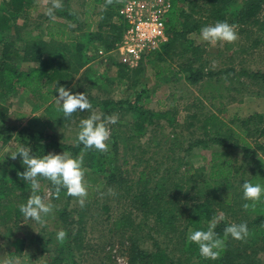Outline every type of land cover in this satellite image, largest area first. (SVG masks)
<instances>
[{"label": "rangeland", "instance_id": "rangeland-1", "mask_svg": "<svg viewBox=\"0 0 264 264\" xmlns=\"http://www.w3.org/2000/svg\"><path fill=\"white\" fill-rule=\"evenodd\" d=\"M127 1L120 0L119 16H122L121 10ZM250 1L236 0L237 11H245ZM40 3V10H43L47 2L44 0ZM212 15L213 8L203 6V2L201 6L197 4L193 11L194 30L185 35L181 43L175 44L174 49L163 61L143 57L138 66L141 70L139 73L128 70L133 68L118 62L115 56L105 52L99 54V51H96L93 64L86 70L87 74L81 78L70 79L66 89L74 91V94L85 93L93 109L103 114V117L118 116V122L109 124V128L114 138L119 141L115 160L121 168L122 179H118L116 187L112 188L107 185L105 177L87 168V162H83V167L87 169L85 180L89 197L83 207L79 205L77 198L71 197L68 205L70 213L67 217L69 221H73L70 227L73 234L81 227L82 242L79 241V246L74 247L70 240L61 243L57 240V234L56 238L53 237L54 241L50 243L49 248L55 249L56 254L59 249H64L65 243L73 246V249L64 250L61 264H140L131 262L132 248L147 254L164 250L177 264H197L194 257L189 258L188 241L189 234L196 230L188 229L187 223L194 203L206 200L210 191L206 189L207 192L198 193L189 189L182 185V178L176 177L177 173L174 174L163 193L171 202L166 205L162 203L164 206H160L161 203L157 205L160 211L166 209L175 213L173 225L168 229H164L159 222L168 219L169 214H163L158 222L155 218L156 208L149 211L135 209V199L132 197L141 187L138 183L141 171L151 177L147 185L150 187L160 175L149 173L158 169L159 174H162L170 165L173 169L176 166L181 167L178 159L184 154L181 152L182 148L190 141L203 139L198 126L201 127L200 122L210 114L216 116L218 126L222 129L221 133L228 136L230 145L234 146L225 148L210 143L206 148H202V145H198L190 152V165L199 167L205 164L209 169L212 154L222 152L225 153L222 155L223 159L230 160L235 166L243 165L245 170L241 169L240 173L245 171L246 178H249L255 162H249L250 159L245 156L241 146L243 141L250 150H255L253 153L264 159V151L257 148L264 147V132L259 134L264 129V80L255 76L264 74V0L254 18L230 24L235 26L239 37L231 44L218 42L212 46L200 38L202 27L216 23ZM35 21L37 9H32L26 27H35ZM21 23L22 21H19V24ZM34 66L35 64H26L22 68L30 69ZM156 66H168L171 73L160 79L157 77ZM54 84L51 83L47 87H53ZM58 95L57 93L56 97ZM52 101L50 104H43L39 97L25 90L0 97V161L12 159V154L21 147L18 132L25 128L29 132L43 133L45 148H38L44 152L43 155L62 154L64 151L72 154L73 151L69 147L78 145L76 139L82 118L66 121L64 127L57 125L54 119L62 112L58 111L54 97ZM104 102L108 104L103 105ZM129 103L154 113L169 111L172 113L173 122L168 124L164 119L155 120L153 126L146 130L144 137L130 139L128 135L132 134V128L126 125H131L133 113H124L122 110L126 109ZM82 113L86 116L91 114L89 111ZM119 113L124 114L121 116ZM255 115H260L261 120L256 117L250 120ZM171 119L169 118V121ZM257 120L255 125L251 123ZM254 127L256 129L249 134ZM7 128L11 129L10 136ZM119 132H123L121 137H118ZM53 135L56 136L55 139ZM109 141L106 143L111 148ZM84 153L83 148L75 157H85ZM86 153H94L97 156L102 152L93 149ZM31 154L37 156V150L32 149ZM170 156L177 159V162L169 163L165 158ZM158 162H162L163 166L159 167ZM20 165L24 167L22 162ZM38 179L41 184L39 194L50 195L49 181ZM19 181L29 188V183L21 178ZM236 181L238 182V178ZM211 183L209 181V184ZM191 185L197 186L199 183ZM219 186L226 192L224 182ZM235 187L241 191V186L235 184ZM110 189L114 194H110ZM216 194L214 204L219 207L218 214L223 213V219L230 224L246 223L250 233L245 240L233 239L232 252L236 255L233 257L234 263L264 264V221L253 223L259 217L264 218V207L258 203L254 209L245 210L242 205L248 201L243 199V192L242 198L233 195L228 203L224 202L221 195L218 196V191ZM54 205L50 219L56 215V209H62L63 200ZM79 219H82L80 226L77 224ZM46 221L47 234L44 239L48 238L49 232L52 231L51 225L47 224L51 221ZM35 229L36 227L32 228V236ZM44 239L27 246L23 256L12 257V260L9 257L12 264H50L55 253L42 248ZM9 259L6 247L0 241V264Z\"/></svg>", "mask_w": 264, "mask_h": 264}, {"label": "trees", "instance_id": "trees-1", "mask_svg": "<svg viewBox=\"0 0 264 264\" xmlns=\"http://www.w3.org/2000/svg\"><path fill=\"white\" fill-rule=\"evenodd\" d=\"M73 1L82 7L84 11L73 10L71 8ZM262 1L251 0L246 10L239 12L237 11L236 0H170L169 10L164 17L167 42L158 50L146 54L144 58H156L158 62L167 58L170 51L174 49L175 44L181 43L183 37L194 30L193 11L197 4L201 6V2H203V6L213 8L212 19L215 22L236 24L243 20L254 18L258 14ZM35 2L36 0H0V97L25 90L31 95L39 97L43 104H50L53 102L52 98L58 93L57 88L60 86L68 88L70 79H74L81 69L94 61L96 51L109 53L115 50L116 45L120 42L127 29V24L124 18L118 14L121 6L120 0H114V3L111 5H106V0H63L64 9L55 11V20L43 14L37 16L35 27L27 28L29 12L31 11V7H34ZM49 6L50 4L48 3L45 9ZM91 16L96 17L93 22ZM19 21H22L20 25ZM26 62L28 64H35V66L30 69L22 68ZM138 66L133 69L126 67V69L139 73L141 70L138 69ZM156 68L158 69L157 77L160 79L165 74L171 73L168 66H163V68L156 66ZM86 70L87 68L84 70L85 73ZM255 76L264 80V74H257ZM51 83L55 84L53 87L48 88L47 85ZM44 89L45 91H43ZM71 92L74 94V91ZM107 104V102H104L103 105ZM122 110L124 113H133L131 125H126L132 128V134L128 135L130 139L144 137L146 130L153 126L155 120L164 119L168 124L173 122L171 119L172 113L169 111L154 113L142 107H136L131 103H129L126 109ZM124 113L119 114L122 116ZM48 117L51 118L50 116ZM192 117L193 115L190 118L192 119ZM255 117L261 120L260 115L252 116L250 120ZM76 118L86 119L88 116L82 112H77L73 114L71 119H65L62 113L54 120L57 122V125L64 127L66 121ZM169 118L171 119L170 121ZM251 123L255 125V123H258V120ZM0 124L2 123L0 122ZM46 126L48 129H51L49 125ZM200 126H198V131H201L203 139L200 141H190L185 147H181V152L184 153L178 159L181 167L176 166L173 169L172 165H170V167L164 169V173L162 174H159L158 169L155 172L151 171L152 173L149 174L160 176L154 180L153 185L150 187L147 185L151 181V177L144 171L139 173L138 183L141 187L138 193L132 197L135 199V209L149 211V209L156 208L155 218L158 222L162 219L163 214H169L168 219L165 218V221L159 222L164 229L172 227L175 213L168 212L166 209L160 211V207L157 205L161 203L160 206H164L171 202V199L167 195L163 196V193L176 173V177L182 178L183 186L196 190L198 193L206 191V189L210 191L207 199L196 204L194 203L189 213L188 229L194 228L195 230L206 231L210 221L214 217L220 216L218 214L219 207H216L214 204L217 198L216 191L219 192L218 196L221 195L224 202L228 203L229 198L233 197V195L242 198V185L244 182L264 185V159H260V157L253 153L255 150H250V147L244 141L241 146L244 149L245 156L250 159L249 162L251 160L255 162L252 175L249 178H246L245 171L240 173L241 169L245 170L243 165L235 166L230 160L223 159L222 155H225V153L222 152L212 154V158L209 161V169L205 167V164L199 167L190 165V152L198 145H202V148H206L210 143L225 148L234 146L233 144L230 145L228 136L221 133L222 129L218 126L215 115L210 114L203 122H200ZM256 127L254 129L251 128L249 134L253 133ZM7 132L8 136H10L11 129L7 128ZM263 132L264 129L259 134ZM119 133L118 137H121L123 132ZM18 134H20L21 138V147H32L31 150H37V157H43L44 152L39 150H44L45 148L43 133L37 131L29 132L25 128L21 129ZM53 136L55 139L56 136ZM232 136L235 137L234 134ZM117 140L111 133L109 141L111 148H109L108 152L95 156L94 153L89 154L86 153L88 150H85L86 154H83L85 157H82L83 162H87L86 167L105 177L107 185H110L112 188L116 187L118 179H122L121 168L117 165V160H115L119 142ZM50 141L54 142L53 139H50ZM69 148L73 151L72 155L75 157L84 147L83 145H77ZM257 148L264 151V147L262 146H258ZM165 159L171 164L177 162V159L171 156ZM21 162L22 159L19 156L15 160L5 159V161H0V232L7 235L6 244L9 247L8 254L11 260L15 256L19 257L27 246L42 241L44 235L47 234L45 233V225L41 226L31 219H26L19 211V205L26 203L31 195V187L27 188L23 185L22 181H19L20 177L18 173L25 171V168L20 165ZM157 165L160 167L163 166V163L158 162ZM261 165L262 167H260ZM237 178L238 182L236 181ZM209 181L212 183L209 184ZM223 182L226 184V192L221 190L219 186ZM196 183H199V185H191ZM235 184L241 186L240 192L235 187ZM48 188L50 191H54L50 182L48 183ZM88 197L87 195L86 199ZM70 198L71 196L66 195V190L61 191L59 198L50 196L53 204L61 199L63 200L62 209H56V215L52 219L49 216L46 217L47 220L51 221V223L47 224L48 226L51 225L52 231L49 232L48 238L44 239L45 242L42 248L45 251L55 253L50 264H61L64 250L73 249V246H79V241L82 242L80 237L81 227L73 234V230L70 228L73 221L67 219L70 213L68 211ZM259 204L264 207V203ZM263 221L264 218L259 217L253 223L258 224ZM22 223H24L23 226L21 225ZM81 223L82 219H79L77 224L80 226ZM228 225L230 223L222 219L217 224L215 232L223 237V230ZM35 227V233L32 236V228ZM23 228L24 230H22ZM61 230L67 233L65 240L72 241L73 246L70 243H65L64 249H59L56 254V250L49 247L50 243L54 241L53 237L56 238V234ZM23 233L25 236L22 235ZM62 245L64 246V244ZM13 248L15 249L14 252L12 251ZM232 249L233 239L229 237L225 242L223 250L220 252L219 259L210 260L201 257L196 244L189 243V258L194 257L197 264H235L233 259L235 254L232 252ZM131 252L132 263L177 264L164 250H156L154 253L147 254L144 251L132 248Z\"/></svg>", "mask_w": 264, "mask_h": 264}, {"label": "clouds", "instance_id": "clouds-1", "mask_svg": "<svg viewBox=\"0 0 264 264\" xmlns=\"http://www.w3.org/2000/svg\"><path fill=\"white\" fill-rule=\"evenodd\" d=\"M50 4L46 9V15L55 20V11L63 10V0H46ZM114 0H106V5H111ZM200 38L215 46L218 42L234 43L239 37L234 25L227 22H216L214 25L204 26L200 29ZM58 97H54V103L58 111L63 113L65 119H71L76 112L89 111L91 114L80 121V130L77 133L76 143L83 145L85 150H97L102 153L109 151L106 143L111 136L109 124H116L118 116L111 115L103 117L93 109L85 93L73 94L64 86L57 88ZM30 147H20L11 156L15 160L18 156L22 159L25 171L18 173V176L31 186V195L26 203L19 205L20 213L26 218L35 221L37 224L46 225V217L53 213L55 205L51 202L50 196L59 198L62 190L66 195L77 198L81 207L84 206L88 195L85 174L87 169L83 167V159L80 156L73 157L69 152L62 154L49 153L43 157L31 154ZM38 178H43L51 183L54 191L50 195H41V184ZM243 199L248 201L242 205L245 210L255 208L258 203H264V185L260 183L244 182L242 185ZM110 194L112 190H109ZM223 219V213L214 217L208 225V229L196 230L189 234L188 241L198 246L199 253L204 259L217 260L220 252L225 246L226 240L231 237L235 240H245L249 235L246 223H232L223 230V237L215 232L217 224ZM67 238L63 230L57 233V240L61 243ZM4 264H12L6 260Z\"/></svg>", "mask_w": 264, "mask_h": 264}, {"label": "built area", "instance_id": "built-area-1", "mask_svg": "<svg viewBox=\"0 0 264 264\" xmlns=\"http://www.w3.org/2000/svg\"><path fill=\"white\" fill-rule=\"evenodd\" d=\"M169 7V0H128L121 10L127 29L108 55L129 68L137 67L146 54L158 50L166 41L164 17Z\"/></svg>", "mask_w": 264, "mask_h": 264}, {"label": "crops", "instance_id": "crops-1", "mask_svg": "<svg viewBox=\"0 0 264 264\" xmlns=\"http://www.w3.org/2000/svg\"><path fill=\"white\" fill-rule=\"evenodd\" d=\"M40 1H44V0H36V2H35V4H34V7H31V10L32 9H37V16H40V15H43V14H45L44 13V10H45V8H46V6L48 5V3H45V5H44V8H43V10H40V8H41V3H40ZM36 5H37V7H36ZM71 8L73 9V10H78V11H84V9L82 8V7H80L75 1H73L72 3H71ZM92 17V22L94 21V19H96V17L95 16H91ZM20 25V24H19ZM36 31H37V28H36ZM26 64H28V62H26V63H24L23 65H26ZM93 64V62L92 63H90V64H88L87 66H85L83 69H81L80 71H79V73L77 74V76L75 77V78H81V76L85 73L84 72V70L86 69V68H89L91 65ZM90 70V69H89ZM87 74V73H86ZM23 224L24 223H22L21 225L23 226ZM20 225V224H19ZM26 227V226H25ZM24 227V228H25ZM24 228L22 229V230H24ZM23 236H25V234L23 233L22 234ZM12 238H13V236H12ZM0 241L1 242H3V245H4V247H6V255H7V257H8V259H9V251H8V246H7V244H6V242H7V235L6 234H3V233H1L0 232ZM26 249V248H25ZM13 252L15 251V249L13 248V250H12ZM25 254V250H23L22 251V253H21V255L20 256H23ZM19 256V257H20ZM9 261H10V259H9Z\"/></svg>", "mask_w": 264, "mask_h": 264}]
</instances>
